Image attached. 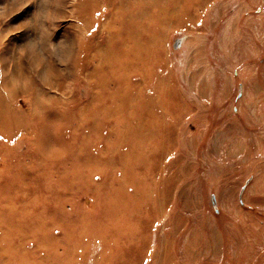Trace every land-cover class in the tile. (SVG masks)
<instances>
[{
	"label": "rangeland",
	"instance_id": "374dc122",
	"mask_svg": "<svg viewBox=\"0 0 264 264\" xmlns=\"http://www.w3.org/2000/svg\"><path fill=\"white\" fill-rule=\"evenodd\" d=\"M139 1L0 0V264H264V0Z\"/></svg>",
	"mask_w": 264,
	"mask_h": 264
},
{
	"label": "bare ground",
	"instance_id": "6f19581e",
	"mask_svg": "<svg viewBox=\"0 0 264 264\" xmlns=\"http://www.w3.org/2000/svg\"><path fill=\"white\" fill-rule=\"evenodd\" d=\"M120 3L124 6H129L132 9H135L134 12H131L128 17L125 19V24L128 27V31L127 33L130 35L135 31L136 28V24H139V22L144 18V9H143V2H140L139 0H119ZM137 1V2H136ZM179 0H164L161 3H157L156 4V10H157V20L159 23H165V22H172L175 19L178 18V4ZM155 3V2H154ZM155 8V7H154ZM153 9V8H151ZM180 12H182V15L180 16L185 17V19H187L189 17V15H187L188 11L187 8H185L184 10H180ZM107 23V22H106ZM136 23V24H135ZM126 34V32H125ZM181 42V39L177 41V43L179 44ZM40 45V44H39ZM109 55H110V51H109ZM1 78V76H0ZM2 80H0V83L2 84ZM4 85V84H3ZM0 87H4L2 85H0ZM14 87V86H13ZM15 89V88H14ZM12 92H9V94ZM1 102V101H0Z\"/></svg>",
	"mask_w": 264,
	"mask_h": 264
}]
</instances>
